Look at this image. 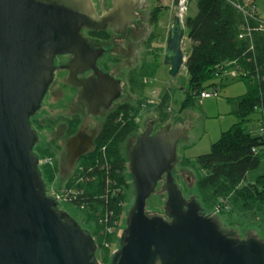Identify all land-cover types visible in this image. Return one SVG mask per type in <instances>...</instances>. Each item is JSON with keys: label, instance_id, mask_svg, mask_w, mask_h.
<instances>
[{"label": "water", "instance_id": "obj_1", "mask_svg": "<svg viewBox=\"0 0 264 264\" xmlns=\"http://www.w3.org/2000/svg\"><path fill=\"white\" fill-rule=\"evenodd\" d=\"M123 1L115 0L110 12L99 15L93 0H0V264H102L91 231L48 194L31 117L53 81L55 57L67 53L75 54L69 81L83 86L88 113L98 112L94 101L114 79L99 71L100 82L93 84L73 67L88 49L82 29L106 28ZM185 36V21L177 14L164 55L172 76L185 68ZM112 96L111 101L120 96L119 87ZM186 135L185 123L154 131L151 121L131 148L128 171L136 195L110 264H264L258 232L251 229L243 237L236 229L226 231L196 195H184L176 165ZM92 149V138L85 140L81 132L70 137L69 168ZM160 183L158 192L167 194L164 214L149 213L147 200Z\"/></svg>", "mask_w": 264, "mask_h": 264}, {"label": "trees", "instance_id": "obj_2", "mask_svg": "<svg viewBox=\"0 0 264 264\" xmlns=\"http://www.w3.org/2000/svg\"><path fill=\"white\" fill-rule=\"evenodd\" d=\"M188 1L197 5L198 12L188 14L185 19L191 47L186 55L188 85L184 88L181 109L199 101L201 91L224 86L221 75L226 70L236 68L238 79L245 81L247 90L229 98L238 121L222 132L209 152L196 159L185 158L182 164L197 171V198L204 211L216 212V216H226L228 220L236 213L255 216L264 209V174L249 180L248 173L264 160V134L260 132L264 127V32L253 29L251 35L242 36L248 25L253 28L258 24L234 4L243 0ZM156 72L153 66L131 72V91L138 95L136 103H121L110 113L96 147L79 159L66 182V201L93 224L91 233L104 264H110L112 251L106 244L116 239L128 201L130 173L122 144L139 130L143 110H155L163 123L170 117L168 109L173 98L170 90L157 103H149L145 95L150 85L147 80L154 78ZM256 113L259 126L252 130L249 122ZM52 156L49 149L41 150L42 160ZM58 169L57 164L50 162L40 167L44 180L50 182L55 180ZM228 228L235 230L224 227L232 231Z\"/></svg>", "mask_w": 264, "mask_h": 264}, {"label": "rangeland", "instance_id": "obj_3", "mask_svg": "<svg viewBox=\"0 0 264 264\" xmlns=\"http://www.w3.org/2000/svg\"><path fill=\"white\" fill-rule=\"evenodd\" d=\"M137 1L138 5L141 6V10L145 13H148L157 3V0ZM171 2L172 1L170 0H165V3L171 4ZM262 6L264 8V3ZM182 7H184V20L188 14L194 15L198 12L197 5L195 3L189 2L188 0L185 2V4L178 3V7L176 9L178 14L180 13V9ZM182 47L185 54L187 55L191 47V43L188 40L187 34L183 40ZM121 68L126 72L129 66H127L125 63H122ZM60 75L61 74L57 75V80L53 84L50 93L42 107V110L35 116V119L39 120V122H51L53 125H57L56 127H48L45 126L46 124H44L38 129V151L41 153L42 149H49L53 153L52 157H48L50 160L49 162L52 165L57 164L59 168L54 181L50 182L45 180L48 194L53 197H59V208L68 212L70 216L74 217L82 227L91 231L93 229V224L88 223L85 216L82 213L76 211L72 204L67 203L64 197L67 179L74 171L77 163L73 168H67L66 162L63 158L65 135H62V131L59 130V125L61 124L59 122V115H71L72 111L69 112L68 109L69 104L71 103L75 106L78 105L79 102L77 97L72 96L68 89H64L63 95H57L58 88L61 85V81L63 80V77ZM149 83L150 85L146 88L145 95L147 97V101L154 100V102L149 103H157L166 90L171 91L173 98L169 103V120L163 123L160 119L159 113L155 110H143L141 116L139 117L140 128L137 132L132 133L128 138L125 139L122 144V152L129 161V152L132 146L135 144L139 133L145 129L151 121L155 122L156 129L166 124L175 125L176 123H185L187 127V135L179 142L178 145V162L176 165L178 176L177 183L187 198H189L191 195L197 196V171L192 166H183L182 161L185 158L196 159V157L200 154L209 152L213 142L218 140L222 132L229 129L234 123L238 121V117L233 113L234 106L229 102V98L245 93L247 88L246 83L243 79H236V81L233 82H231V80H227L224 86L220 85L221 90L219 96L207 98L203 100L202 103L196 101L194 104L190 105L184 110L181 109V104L184 100V88H186L188 85V75L185 68H183L178 75L172 76L169 72L168 65L162 63L156 72V76L154 78H150ZM137 98L138 95L131 92L129 86L126 85L123 96L119 100L118 104L126 102L136 103ZM82 118L84 119L85 124L89 126H93L96 124L95 120L100 119V117L94 118L85 114L82 116ZM258 118L259 114L256 113L252 115V119ZM258 126L259 120L257 121L256 127ZM261 174H264V160L262 161L260 167L253 169L248 173V179L254 180ZM127 179L129 181V187L126 190L128 201L125 203L123 221L118 228L117 236L115 237L116 239H114V242L112 243V248L115 247L116 249L120 247L119 235L122 228L125 226L126 215L131 208L136 195V188L131 174H127ZM161 185L162 183L159 184L156 192L152 194L147 200L146 209L149 213L164 214V205L167 199V194L158 192L161 189ZM210 213L216 214V212ZM217 217L220 219V223L223 225V227H234L237 232L241 233V236L243 237L248 230L254 229L259 233L260 238L264 239V209L260 212H257L255 216H253V214L245 215L236 213L229 220L226 219V216H221V218H219V216ZM102 256L103 254L98 247L97 257L102 262V264H104L102 261Z\"/></svg>", "mask_w": 264, "mask_h": 264}, {"label": "flooded vegetation", "instance_id": "obj_4", "mask_svg": "<svg viewBox=\"0 0 264 264\" xmlns=\"http://www.w3.org/2000/svg\"><path fill=\"white\" fill-rule=\"evenodd\" d=\"M132 1L124 0L123 4H120L118 12L115 15L111 13V20L107 22L106 28L89 29L84 27L82 29V35L86 39L88 49L83 54V62L73 67V70L78 71L79 78L92 80L93 84L96 81L100 82L99 71L108 74L114 79L110 81L109 91L101 98L97 97L94 101H99V106L95 108L98 112L96 114L88 113L89 103L81 97L83 86L75 85L69 81L71 74L69 65L75 59V54L67 53L55 57L54 64L56 69L53 81L44 96L41 108L31 117V124L37 135L38 129L42 125L55 126L51 122H39V120L35 119V116L42 110L46 98L57 80V75L61 74L60 76L63 77V80L60 83L57 95H63L64 89H68L72 96L78 98L79 102L75 106L71 103L69 104L68 109L69 112L72 111L71 115H59V122L61 123L59 130L62 131V135H65L63 158L67 168H69L66 159L68 139L81 132V137L85 140L92 138L95 148L98 136L108 116L119 105L118 102L123 96L125 86H129L131 91V72L143 66H153L158 71L162 63H164L170 27L178 14L176 11L178 4L175 3V0H170L172 1L171 4L165 3V0L157 1L152 9L145 13L141 10L137 0ZM93 2L99 15L110 12L115 6V0H93ZM182 19L184 20L183 17ZM122 63L129 66L126 72L121 68ZM168 69H170V65H168ZM116 86L119 87L120 96L111 101L112 95L116 93ZM84 114L94 118L100 117V119L95 120L96 124L93 126H89L85 124L82 118ZM157 129L154 122V131ZM37 143L34 147V152L40 156L41 153L38 151ZM79 159L76 163H78Z\"/></svg>", "mask_w": 264, "mask_h": 264}, {"label": "built area", "instance_id": "obj_5", "mask_svg": "<svg viewBox=\"0 0 264 264\" xmlns=\"http://www.w3.org/2000/svg\"><path fill=\"white\" fill-rule=\"evenodd\" d=\"M186 1L187 0H179V3L180 4H185ZM234 4L236 5V7L238 9H240L242 11V13L246 17H250V18H252V19H254L255 21L258 22V24L255 27H253V28L248 25L245 28L246 30L244 31L242 36L243 35L244 36L251 35V31L253 29L264 32V18L259 16V9H258V4H257L256 0H243L242 2H240V1L234 2ZM183 9H184V7H182L180 9L181 11L179 13V15L181 17H183ZM251 48H253V46H251ZM221 76H222L223 79L233 80V79H238L239 73H238V70L236 68H233V69L224 71V73ZM220 90H221L220 86H214L212 88H208L206 90L201 91L199 93V95H198L199 102L202 103L203 100H205L207 98L219 96ZM148 102H154V100H148ZM260 132L264 134V127L260 128ZM49 161L50 160L48 158L45 159V160L41 159V164H43L44 162L48 163ZM64 197H65V199H67V192L65 193V191H64ZM55 198L57 200L59 199V197H55ZM224 202L226 203V201H224ZM106 246L111 249L112 256H113L114 252L117 249L115 247L112 248V244H106Z\"/></svg>", "mask_w": 264, "mask_h": 264}, {"label": "crops", "instance_id": "obj_6", "mask_svg": "<svg viewBox=\"0 0 264 264\" xmlns=\"http://www.w3.org/2000/svg\"><path fill=\"white\" fill-rule=\"evenodd\" d=\"M256 2H257V4H258V9H259V14H260V16L262 17V18H264V8H263V6H262V4L264 3V0H256ZM226 79L225 80H223V84L225 85V83H226ZM233 81H236V80H231V82H233ZM247 86V85H246ZM246 90H247V88H246ZM164 94V93H163ZM162 94V95H163ZM244 94V93H243ZM240 95H242V94H240ZM212 98V97H211ZM259 119H252L250 122H249V127L252 129V130H254V129H256V125H257V121H258Z\"/></svg>", "mask_w": 264, "mask_h": 264}]
</instances>
